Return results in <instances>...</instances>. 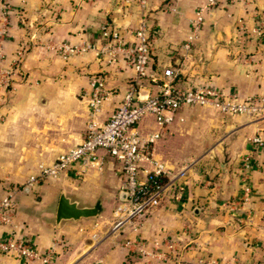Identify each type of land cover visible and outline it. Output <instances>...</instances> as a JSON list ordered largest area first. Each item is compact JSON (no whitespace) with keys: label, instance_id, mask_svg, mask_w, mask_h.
<instances>
[{"label":"crops","instance_id":"crops-1","mask_svg":"<svg viewBox=\"0 0 264 264\" xmlns=\"http://www.w3.org/2000/svg\"><path fill=\"white\" fill-rule=\"evenodd\" d=\"M200 7L206 0H146L144 8L135 0H0L6 67L22 52L13 87L0 98V196L15 191L12 225L0 227V239L12 234L42 254L51 250L55 264H264V148L249 143L257 135L264 140V116L176 113L153 154L175 174L184 169L175 180L180 198L169 192L158 208L114 231L122 176L103 150L98 168L81 172L75 164L58 180L16 187L83 141L92 76L109 93L99 123L121 103L134 81L127 51L141 20L150 32L149 72L158 80L170 68L182 88L211 86L240 100L264 96V39L251 34L264 24V0H215L185 50ZM104 25L121 40L110 55L100 53L107 45ZM61 43L95 50L64 60L48 49ZM139 87L142 97L157 91L150 80ZM139 129L156 126L146 117ZM62 192L80 206L98 207L104 221L57 227ZM140 242L153 256L138 254ZM167 242L174 251L166 250ZM0 264L28 263L0 254Z\"/></svg>","mask_w":264,"mask_h":264},{"label":"built area","instance_id":"built-area-1","mask_svg":"<svg viewBox=\"0 0 264 264\" xmlns=\"http://www.w3.org/2000/svg\"><path fill=\"white\" fill-rule=\"evenodd\" d=\"M140 8L146 6V0H135ZM215 4V0H206V7ZM200 7L192 24V33L183 44L185 50L190 49L191 43L196 39L203 22V11ZM6 12V5H4ZM4 27L0 28V98H3L13 87V81L22 52H17L6 67V55L1 43L4 39ZM252 34L264 39V24L252 29ZM101 37L107 45L101 49L102 54H112L118 50L121 40L119 36L109 31L108 26L101 28ZM134 46L127 51L129 63L134 72V81L129 85L121 103L115 108L111 116L104 122L97 121V115L109 93L99 76H92L89 81L87 96L88 117L84 130L83 141L66 152L59 154L49 165L41 164L38 172L28 178L24 187L38 185L46 180H58L66 174L71 166L80 164L81 172L88 168H98L100 159L97 152L103 150L120 166L122 183L120 191L125 195L113 211L116 219L112 230L134 218L143 217L150 211L158 208L166 195L175 191V198L181 196L182 186L175 183L176 179L185 176V171L176 174L153 154V147L162 137L166 127L174 115L183 109L205 108L227 115H240L249 118L264 116V96H252L244 100L237 98L236 94H226L211 86H198L182 88L175 85L176 72L167 68L162 78L158 80L150 71V32L146 23L141 20L134 31ZM50 51L56 52L64 60L94 51L92 44L81 43L70 45L61 43L49 46ZM143 80L152 81L157 91L154 94L142 97L139 84ZM151 117L156 129L143 132L139 124ZM180 122L183 119H179ZM249 143L255 148H264V140L259 135L251 138ZM14 194L9 190L0 196V227H10L14 217ZM129 244V243H127ZM158 249V243H155ZM167 251H174V245L167 242ZM137 252L140 256H153L154 252L142 242ZM0 254L11 255L28 264H55L53 252L41 253L34 245L23 241L15 235H8L0 239ZM165 257V253H157Z\"/></svg>","mask_w":264,"mask_h":264},{"label":"water","instance_id":"water-1","mask_svg":"<svg viewBox=\"0 0 264 264\" xmlns=\"http://www.w3.org/2000/svg\"><path fill=\"white\" fill-rule=\"evenodd\" d=\"M124 198L125 195L121 197V199ZM98 216V207L80 206L77 201L67 197L64 192L60 194L55 215V224L57 227L65 222L78 223L82 220H94L97 219Z\"/></svg>","mask_w":264,"mask_h":264},{"label":"rangeland","instance_id":"rangeland-1","mask_svg":"<svg viewBox=\"0 0 264 264\" xmlns=\"http://www.w3.org/2000/svg\"><path fill=\"white\" fill-rule=\"evenodd\" d=\"M251 34H252V31H251ZM252 35H253V34H252ZM254 36H256V35H254ZM203 109L205 110V108H193V109H191V111L203 110ZM206 110H207V109H206ZM209 111L212 112L213 110L209 109ZM24 184H25V182H24V183L22 182V183L18 184L16 187L22 189L23 186H24ZM103 221H104V219H102V218H101V219H100V218H97L95 222H103Z\"/></svg>","mask_w":264,"mask_h":264}]
</instances>
